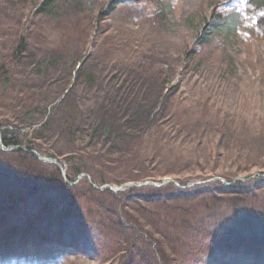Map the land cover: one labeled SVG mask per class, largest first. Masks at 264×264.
Masks as SVG:
<instances>
[{"label":"rangeland","instance_id":"rangeland-1","mask_svg":"<svg viewBox=\"0 0 264 264\" xmlns=\"http://www.w3.org/2000/svg\"><path fill=\"white\" fill-rule=\"evenodd\" d=\"M44 2L0 0V264H264V9Z\"/></svg>","mask_w":264,"mask_h":264},{"label":"trees","instance_id":"trees-1","mask_svg":"<svg viewBox=\"0 0 264 264\" xmlns=\"http://www.w3.org/2000/svg\"><path fill=\"white\" fill-rule=\"evenodd\" d=\"M56 1L57 0H45V2H44V4H43V7H42V9L43 10H45V11H50V10H52L53 8H55V3H56ZM251 2H252V4L253 5H255V7H257V8H261V9H264V0H250ZM11 142H14V140H12V139H8V138H5V145L7 146V145H11L10 143ZM16 142V141H15ZM12 151H14V152H21V151H23L22 149H14V150H12ZM25 152V151H24ZM26 153H28V152H26ZM28 154H30V153H28ZM32 155V154H31ZM34 157L36 158V156L34 155ZM243 182L242 181H240V182H238L237 183V185L239 184V185H241ZM68 185V184H67ZM216 186L214 185V184H207V185H205V186H199V187H196L195 188V190H193V189H190V191L192 190V191H198V190H205V189H214ZM71 188V187H70ZM73 188V187H72ZM169 188H176V189H179V188H177L176 186H175V184H173V183H170V184H168V185H166V186H164L163 188H159V190H157V191H162L163 189L165 190V189H169ZM157 189V188H156ZM188 191V190H187ZM248 202V201H247ZM207 203V202H206ZM209 203V206L210 207H207L206 206V208H204L203 210H202V212H199L200 214H199V216H200V222H201V226H199V228H197V229H200V230H202V228H204V229H207V227H208V219H210L211 218V216L210 215H208V213H210V212H216L217 210H221L222 208H223V205L222 206H219V205H211L210 203L211 202H208ZM235 206H236V208H238V211L237 210H235L236 212H241L243 209V207H245L246 206V203H245V201L244 200H242V199H240V198H238L236 201H235ZM242 209V210H241ZM201 210V209H200ZM208 218V219H207ZM189 222V220L187 221V223ZM186 225H188V224H186ZM173 229H175V227L173 228ZM197 231H199V230H197ZM244 232H246V231H244V229L243 228H241V229H239V230H235L232 234H236V236H241V235H245V233ZM200 234H202L201 233V231H199V235H197V234H195V237H193V238H197V240H195V239H193L191 236H189V233L188 232H185L184 234L182 233V232H180L179 233V235L177 236V238H176V242H177V244H178V246L181 248V249H186V248H193V246L195 245V250H197V251H199V250H201L202 249V247L203 246H205V245H207V240L204 238L203 239V237L200 235ZM197 236V237H196ZM155 241V243H156V240H154ZM153 241V242H154ZM175 242V243H176ZM191 243H194V244H191ZM158 244H160V243H158ZM156 248H158L157 246H156ZM159 249V248H158Z\"/></svg>","mask_w":264,"mask_h":264},{"label":"water","instance_id":"water-1","mask_svg":"<svg viewBox=\"0 0 264 264\" xmlns=\"http://www.w3.org/2000/svg\"><path fill=\"white\" fill-rule=\"evenodd\" d=\"M0 148L2 150H14V149H23L24 150L25 149L23 146H20V145H18V146L10 145L8 147H5V137L3 136V134H2L1 131H0ZM26 150L29 151V152H31L32 154L36 155L42 161H45V162H48V163L55 164V165L59 166V168H60V170L62 172V175L65 178V180H66L67 183L72 184V185H75V184H77L79 182V180L78 181L77 180L76 181H71V180L68 179L67 174H66V170H65V168L63 167L61 161L58 158L50 157V156H45V155L41 154L39 151H37L35 149H26ZM82 176H80V179L82 178ZM85 176H87L89 179H91L90 175L85 174ZM246 179H249V178H246ZM169 182H173L176 185H179V183L177 181H175L173 179H170V178H167L166 180H164L162 182V184H158V183H155V182H152V183L156 187H160V186L165 185V184H167ZM147 183H150V182L148 181V182H145L143 184H136V183L131 182L129 184L132 185V186H134V187H139V186H142V185L147 184ZM197 183H199V182H197ZM193 184H196V183H190V184H188V186L193 185ZM94 185L97 186L96 184H94ZM100 188L101 189L110 188V189L115 190V191L122 189V188L121 189L120 188L115 189V188H113L111 186H108V187L104 186V187H100Z\"/></svg>","mask_w":264,"mask_h":264},{"label":"snow or ice","instance_id":"snow-or-ice-1","mask_svg":"<svg viewBox=\"0 0 264 264\" xmlns=\"http://www.w3.org/2000/svg\"><path fill=\"white\" fill-rule=\"evenodd\" d=\"M261 17H264V13H261Z\"/></svg>","mask_w":264,"mask_h":264},{"label":"bare ground","instance_id":"bare-ground-1","mask_svg":"<svg viewBox=\"0 0 264 264\" xmlns=\"http://www.w3.org/2000/svg\"><path fill=\"white\" fill-rule=\"evenodd\" d=\"M25 261V260H24Z\"/></svg>","mask_w":264,"mask_h":264}]
</instances>
